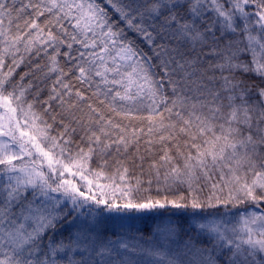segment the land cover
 Masks as SVG:
<instances>
[{
  "label": "snow or ice",
  "instance_id": "6c2138e0",
  "mask_svg": "<svg viewBox=\"0 0 264 264\" xmlns=\"http://www.w3.org/2000/svg\"><path fill=\"white\" fill-rule=\"evenodd\" d=\"M0 264H264V0H0Z\"/></svg>",
  "mask_w": 264,
  "mask_h": 264
}]
</instances>
